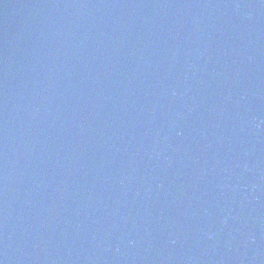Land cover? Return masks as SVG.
I'll return each instance as SVG.
<instances>
[{"label": "water", "instance_id": "water-1", "mask_svg": "<svg viewBox=\"0 0 264 264\" xmlns=\"http://www.w3.org/2000/svg\"><path fill=\"white\" fill-rule=\"evenodd\" d=\"M0 264H264V0H0Z\"/></svg>", "mask_w": 264, "mask_h": 264}]
</instances>
